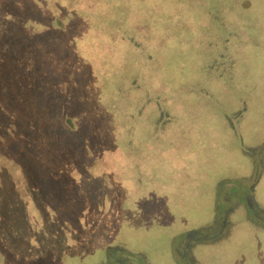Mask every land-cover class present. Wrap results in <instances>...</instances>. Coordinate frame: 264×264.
Wrapping results in <instances>:
<instances>
[{
    "label": "rangeland",
    "instance_id": "374dc122",
    "mask_svg": "<svg viewBox=\"0 0 264 264\" xmlns=\"http://www.w3.org/2000/svg\"><path fill=\"white\" fill-rule=\"evenodd\" d=\"M239 1L203 0L224 34L195 24L179 67L102 48L103 0H0V264H185L180 236L227 212L191 264H264V36Z\"/></svg>",
    "mask_w": 264,
    "mask_h": 264
},
{
    "label": "flooded vegetation",
    "instance_id": "af4514ba",
    "mask_svg": "<svg viewBox=\"0 0 264 264\" xmlns=\"http://www.w3.org/2000/svg\"><path fill=\"white\" fill-rule=\"evenodd\" d=\"M220 1L225 6L237 7L233 3H238L239 0H233L232 3L225 0ZM263 1H239V4L241 3L240 8H245L248 13L250 12L251 15L255 16V19L247 22L248 27H246V37L251 40H258V36H264V32H262L264 31V22L260 20L258 12L260 3ZM202 4H204L203 0H103V12L100 18L102 24L110 31L101 30L100 33L104 39L99 45L102 48L111 46L112 49L121 47L123 41L120 37L125 32L132 39L137 40V45L141 44L150 49L153 46H160L169 58L173 57L178 66L183 67L188 62L189 51H193L197 47V41L204 38L199 32L196 33L195 24H199L200 28L207 30L206 36L209 38L216 36L221 38L224 34L220 31L221 28L220 30L217 28V22L215 23L212 19L211 21L206 20L205 11L210 16V10ZM254 180L252 187L257 183ZM244 200L249 203L244 213L249 210L251 215L258 220L257 223L253 220H247V222L255 228H264V220H262L264 216H260L255 207L251 206L252 196L250 194L245 195ZM236 223L237 221L231 219L227 212L224 216H218L180 236V241L183 242L181 253L186 256L184 257L186 259L185 264L193 262L192 249L196 246V242H203L206 239H210V242L217 238L229 239L236 230ZM207 224L210 226L205 228Z\"/></svg>",
    "mask_w": 264,
    "mask_h": 264
},
{
    "label": "trees",
    "instance_id": "16d2710c",
    "mask_svg": "<svg viewBox=\"0 0 264 264\" xmlns=\"http://www.w3.org/2000/svg\"><path fill=\"white\" fill-rule=\"evenodd\" d=\"M0 6H1V5H0ZM9 10H10V9H8V8H5V7L2 8V7H0V16H3V17L5 16V17H6L7 15H9ZM1 36H2V35H1ZM55 146L58 147V146H59V143H55ZM57 147H55V148H57ZM59 149H60V148H59ZM58 153L61 154L62 152L58 150ZM58 156H59V159H60V158L62 157V154H61V156L58 154Z\"/></svg>",
    "mask_w": 264,
    "mask_h": 264
}]
</instances>
